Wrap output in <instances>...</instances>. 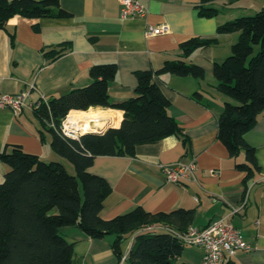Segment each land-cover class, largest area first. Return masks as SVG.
I'll use <instances>...</instances> for the list:
<instances>
[{
    "label": "crops",
    "instance_id": "0c3cea01",
    "mask_svg": "<svg viewBox=\"0 0 264 264\" xmlns=\"http://www.w3.org/2000/svg\"><path fill=\"white\" fill-rule=\"evenodd\" d=\"M141 1L148 7L145 18L123 19L121 0H60L70 17L16 16L6 30H0V95L27 94L21 114L0 111V153L19 146L46 162L53 160L56 154L51 147L52 137L48 132L42 135L34 108L91 84L89 73L95 65H117V76L109 88L114 103L137 96V72H156L167 61L185 60L199 65L206 71L204 80L171 74L156 79L171 102L169 113L179 123L188 144L183 136L174 135L138 146L134 157H98L89 169L111 187L101 216L111 220L138 207L152 214L193 210L191 228L207 227L231 217L252 251L238 252L227 263L264 264V113L246 135L259 165L246 181L247 174L236 168L246 162L245 153L231 157L218 139L219 119L230 100L218 92L215 77L207 83L213 77L214 65L231 55L239 34L223 35L218 45L198 49L188 58L182 57L181 50V45L192 38H215L221 25L256 14L264 8V0L214 2L211 6L219 14L212 18L201 14V0ZM164 24L170 26L168 34L147 36L149 26ZM10 35H14L13 40ZM64 45L70 50L50 62L45 51L59 50ZM79 113L88 115L71 116ZM91 114L97 118L86 120ZM68 116L78 118L79 126L88 121L92 133L120 128L124 119L123 111L102 108L72 111ZM78 134L85 135L80 130ZM192 161L197 165L195 180L179 185L166 182L164 166ZM7 170L0 161V182ZM61 234L74 245L73 264H120L113 246L115 236L93 239L78 226L63 228ZM134 238L123 244L124 255L129 254ZM189 247L177 264L202 263L203 250Z\"/></svg>",
    "mask_w": 264,
    "mask_h": 264
},
{
    "label": "trees",
    "instance_id": "16d2710c",
    "mask_svg": "<svg viewBox=\"0 0 264 264\" xmlns=\"http://www.w3.org/2000/svg\"><path fill=\"white\" fill-rule=\"evenodd\" d=\"M201 1V14L212 18L219 10L211 5L226 0ZM16 16L62 19L71 14L61 7L60 0H0V30H6ZM233 33L239 37L231 55L213 68L218 92L230 100L219 119L218 139L231 157L245 153L246 162L236 168L247 174L248 181L259 170L256 150L246 135L264 113V8L221 25L215 38L188 40L181 50L182 57L188 58L198 49L218 45L221 36ZM10 37L14 39V35ZM69 50L70 46L64 45L59 50L45 51V56L54 62ZM117 72L116 64L95 65L89 73L91 84L34 108L42 135H51L53 152L68 161L75 174L63 163L46 162L19 146L0 153V161L8 169L0 182V264H73L74 245L66 241L61 229L75 226L93 239L115 236L113 246L119 259L124 256L123 244L135 237L126 259L128 264H177L183 255L186 246L176 233L188 231L194 221L193 210L152 214L138 207L105 220L101 213L111 187L89 169L98 157H134L138 146L174 135L183 136L188 144L179 123L169 113L171 102L156 79L171 74L204 80L206 71L185 60L167 61L156 72H137V96L114 103L109 88ZM91 108L123 111L120 128L102 135L85 134L79 140L63 135L61 128L70 112ZM151 226L156 229L149 230Z\"/></svg>",
    "mask_w": 264,
    "mask_h": 264
},
{
    "label": "built area",
    "instance_id": "2783aa9c",
    "mask_svg": "<svg viewBox=\"0 0 264 264\" xmlns=\"http://www.w3.org/2000/svg\"><path fill=\"white\" fill-rule=\"evenodd\" d=\"M147 15L148 7L141 0H121V17L123 19L145 18ZM169 32L170 26L164 24L149 26L146 34L148 37H155ZM26 98V93L0 95V111L10 110L15 115H19L25 107ZM40 105L41 102L35 107ZM67 120L68 117L61 128L63 135L79 140L78 132L66 128L65 123ZM162 169L167 183L179 185L196 179L197 165L195 161L187 164L178 162L164 166ZM148 229L153 230L156 227L151 226ZM176 236L182 240L185 246H193L203 250L204 256L201 264H228V258L234 257L238 252L249 253L252 251V247L245 241L241 231L232 223L231 217L216 220L203 228L190 227L187 232L176 233ZM127 256L124 255L120 259V264L126 262Z\"/></svg>",
    "mask_w": 264,
    "mask_h": 264
},
{
    "label": "bare ground",
    "instance_id": "6f19581e",
    "mask_svg": "<svg viewBox=\"0 0 264 264\" xmlns=\"http://www.w3.org/2000/svg\"><path fill=\"white\" fill-rule=\"evenodd\" d=\"M69 118H70V116L68 117V120H69ZM95 118H97L96 117V115L95 114H91L89 117H87V118H85L86 120H94ZM67 120V121H68ZM77 120H78V118H75V117H72V118H70V120L68 121V122H66L67 123V127L66 128H69V129H72L73 130V132H78L79 130L81 131V132H83L84 134H86V133H89V132H91V130L93 129L92 127H90L88 124H87V122H86V124L84 125H78L77 124ZM80 128V129H79Z\"/></svg>",
    "mask_w": 264,
    "mask_h": 264
},
{
    "label": "rangeland",
    "instance_id": "374dc122",
    "mask_svg": "<svg viewBox=\"0 0 264 264\" xmlns=\"http://www.w3.org/2000/svg\"><path fill=\"white\" fill-rule=\"evenodd\" d=\"M213 78H214V75H213L212 78H210V79L208 78L207 83L208 84H211L212 83L211 80L214 81ZM65 126L67 127V123H65ZM52 161H54V162H61V163L65 164L68 167V171L70 173H72V174H75L74 167L68 161H66L65 159H63L62 157L56 155V157H54L53 160H49L47 162H52ZM189 248H190L189 246L185 247V254L190 251ZM184 258L186 259V255L184 256Z\"/></svg>",
    "mask_w": 264,
    "mask_h": 264
},
{
    "label": "water",
    "instance_id": "95a60500",
    "mask_svg": "<svg viewBox=\"0 0 264 264\" xmlns=\"http://www.w3.org/2000/svg\"><path fill=\"white\" fill-rule=\"evenodd\" d=\"M87 134H98V135H102V134H104V131H98V132H96V133H92V132H89V133H87Z\"/></svg>",
    "mask_w": 264,
    "mask_h": 264
}]
</instances>
